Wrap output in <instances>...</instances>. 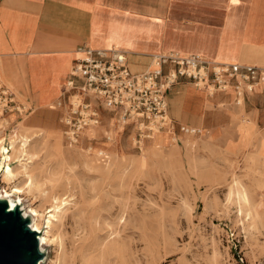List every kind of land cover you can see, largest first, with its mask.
Listing matches in <instances>:
<instances>
[{"label": "rangeland", "instance_id": "374dc122", "mask_svg": "<svg viewBox=\"0 0 264 264\" xmlns=\"http://www.w3.org/2000/svg\"><path fill=\"white\" fill-rule=\"evenodd\" d=\"M40 61L30 58L29 73L36 97L48 93L44 109L0 67V81L23 108L0 117V140L31 153L12 156L15 177L0 171V193L23 187L15 193L22 207L38 210L35 222L49 234L42 264H100L91 258L101 245L104 264H264L263 104L254 107L256 120L249 106L219 102L218 135L202 124H188L198 134L180 131L169 101L175 129L154 132L97 104L99 122L70 144L72 99L60 85L44 88L54 66ZM183 108L198 111L190 98Z\"/></svg>", "mask_w": 264, "mask_h": 264}, {"label": "crops", "instance_id": "0c3cea01", "mask_svg": "<svg viewBox=\"0 0 264 264\" xmlns=\"http://www.w3.org/2000/svg\"><path fill=\"white\" fill-rule=\"evenodd\" d=\"M85 47L124 51L136 73L150 68L155 56L170 52L264 68V0H0L5 75L36 108L45 107L30 81V58L57 63V85L64 92L76 59L83 55L79 49ZM207 91L191 82L169 90L178 124H202L218 135L224 114L214 109L219 102L249 106L253 119L258 103L264 111V82L239 105L232 90ZM188 98L197 103L196 114L183 108ZM209 103L215 107L208 108Z\"/></svg>", "mask_w": 264, "mask_h": 264}, {"label": "built area", "instance_id": "2783aa9c", "mask_svg": "<svg viewBox=\"0 0 264 264\" xmlns=\"http://www.w3.org/2000/svg\"><path fill=\"white\" fill-rule=\"evenodd\" d=\"M71 78L64 93L69 94L70 114L65 131L70 144L79 141L82 131L99 122L96 106L135 118L149 132L175 129L168 120V92L176 84L191 82L211 93L232 90L236 104H241L264 82V68L239 62H220L201 55H181L177 52L157 55L154 67L144 72L132 71L126 53L118 48L79 49ZM23 108L7 85L0 81V117L5 113H22ZM147 123V124H146ZM186 133H200L188 125L179 124Z\"/></svg>", "mask_w": 264, "mask_h": 264}, {"label": "bare ground", "instance_id": "6f19581e", "mask_svg": "<svg viewBox=\"0 0 264 264\" xmlns=\"http://www.w3.org/2000/svg\"><path fill=\"white\" fill-rule=\"evenodd\" d=\"M214 60L215 61H220V60H216V59H214ZM220 62H226V61H220ZM50 64L54 66V69H53V72L51 73V75L49 76L48 80H52V78H53V80L50 81V82H48V80H47L45 82V85H44L45 86L44 88L48 89L49 91H51L50 88H54V87L57 86V80H58L59 68H60V66L57 63H55V62H51ZM0 67H2V70H3L4 65H3L2 61H0ZM153 67H154V63H152V66L150 68H148V69H151ZM42 91L44 92V90H42ZM47 95H48V93H47ZM47 95L46 94H41L40 95L41 96L40 99L41 98L42 99L41 100L39 99V101L40 102L44 101V103H42L41 105L47 104V100H48ZM55 103L59 107H64L65 106V108H66V105H64L63 102H62V99H58L57 101H55ZM38 107L39 106H37V109H38ZM123 118H124V122H128V119L126 117H123ZM25 120L26 119H24L22 122H20V126L19 127H25L26 126L25 125ZM132 120H133V122H138V121H136L135 118L134 119L132 118ZM192 128L194 129V127H192ZM157 131H160V130H157ZM83 135H84V131H82V136ZM187 135H192V134H187ZM8 148L4 145L3 140H0V157H2V162L0 164V171L4 170L5 171L4 174H5L6 177L13 178V177H15V173H14V170L11 168V166L9 164L12 156L17 155L18 152H19V154H24V155H28V156H31V153L28 152L27 148L26 149L24 148V145H23L22 149L17 148L15 146V142H11V150H9ZM29 158H31V157H29ZM22 165H24V164H22ZM23 192H24L23 187H19L18 186L15 189H13V191L11 193H6V192L2 191L0 193V198H3V199L7 200V202L9 203L10 209H15V207H20V211L22 212L23 217L29 218L31 220L29 226H30V228L33 231H36L38 233V238H39V243H40V250L45 254L44 246H45L46 240L48 241V239H49L48 238L49 231L47 232L48 235H47V238L45 239L44 235H42V230L40 229L39 221L37 220V223L35 222L34 215H36V216L39 215L38 210L37 209H33V211H32L33 213H32L30 210H29V212H27L26 209H24V207H22L23 200L20 197H18V196L16 197L15 193H23ZM251 204H252V202H251ZM252 206H254V205L252 204ZM52 216L55 217V215H52ZM49 224L51 225V221H49ZM15 241L18 243V237L14 236L13 231L11 229H9V228L0 229V264L6 263V261H7L6 258L7 257L17 255L19 250L17 252L15 251L18 248L17 247L18 244H16V245L14 244ZM95 252L97 254L93 255L94 257H92L91 260L92 259L95 260V258H97L100 264H104L106 262L107 258H108V255H109L108 254L109 252L106 250L105 246L101 245L100 248L95 250ZM42 263H43V261H40V264H42Z\"/></svg>", "mask_w": 264, "mask_h": 264}, {"label": "water", "instance_id": "95a60500", "mask_svg": "<svg viewBox=\"0 0 264 264\" xmlns=\"http://www.w3.org/2000/svg\"><path fill=\"white\" fill-rule=\"evenodd\" d=\"M29 224L30 219L23 217L20 207L10 209L7 200L0 198V229L13 231L14 236L18 237V243H14L18 244L15 251L19 250L17 255L7 257L4 264H40L44 253L40 250L38 233Z\"/></svg>", "mask_w": 264, "mask_h": 264}]
</instances>
